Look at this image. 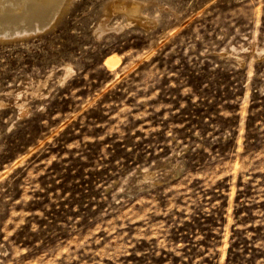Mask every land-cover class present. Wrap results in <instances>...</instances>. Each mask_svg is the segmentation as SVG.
<instances>
[{"label": "rangeland", "instance_id": "obj_1", "mask_svg": "<svg viewBox=\"0 0 264 264\" xmlns=\"http://www.w3.org/2000/svg\"><path fill=\"white\" fill-rule=\"evenodd\" d=\"M66 8L0 37V264H264V0Z\"/></svg>", "mask_w": 264, "mask_h": 264}, {"label": "bare ground", "instance_id": "obj_2", "mask_svg": "<svg viewBox=\"0 0 264 264\" xmlns=\"http://www.w3.org/2000/svg\"><path fill=\"white\" fill-rule=\"evenodd\" d=\"M69 1L0 0V37L5 39L11 33L16 37H20L21 35H27L30 31L39 30L41 26H51L57 13L62 12L68 6ZM138 3L140 5V2ZM139 5L134 4L133 1L132 3H113V5L109 4L105 10L107 12L125 10L129 17L139 19L140 17L137 14Z\"/></svg>", "mask_w": 264, "mask_h": 264}]
</instances>
